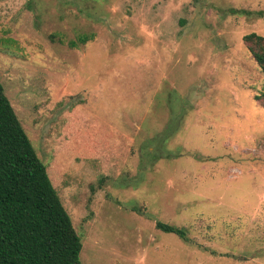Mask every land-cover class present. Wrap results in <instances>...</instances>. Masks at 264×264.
<instances>
[{
	"label": "rangeland",
	"instance_id": "obj_1",
	"mask_svg": "<svg viewBox=\"0 0 264 264\" xmlns=\"http://www.w3.org/2000/svg\"><path fill=\"white\" fill-rule=\"evenodd\" d=\"M257 11L264 0H0V84L80 264H264V76L243 42L264 36Z\"/></svg>",
	"mask_w": 264,
	"mask_h": 264
},
{
	"label": "trees",
	"instance_id": "obj_2",
	"mask_svg": "<svg viewBox=\"0 0 264 264\" xmlns=\"http://www.w3.org/2000/svg\"><path fill=\"white\" fill-rule=\"evenodd\" d=\"M256 14L262 17L264 11ZM87 40L78 39L81 44ZM243 42L264 76V36L250 33ZM254 99L264 108V91ZM155 228L190 243L183 229L158 221ZM81 248L54 183L0 84V264H80Z\"/></svg>",
	"mask_w": 264,
	"mask_h": 264
}]
</instances>
